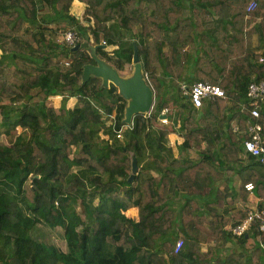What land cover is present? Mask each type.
Listing matches in <instances>:
<instances>
[{
	"label": "trees",
	"instance_id": "trees-1",
	"mask_svg": "<svg viewBox=\"0 0 264 264\" xmlns=\"http://www.w3.org/2000/svg\"><path fill=\"white\" fill-rule=\"evenodd\" d=\"M74 2L81 18L71 14ZM247 6L0 0V264H264V214L241 235L231 230L247 217L232 206L233 176L240 192L247 182L264 188V177L245 176L239 165L247 124L259 125L264 139V99L254 116L247 97L251 82H264V0ZM60 26L85 47L56 40ZM251 27L261 52L247 46ZM134 46L155 102L127 124L117 88L83 73L93 56L122 70ZM204 80L225 95L196 108L181 86ZM53 97L61 99L57 111L47 105ZM167 107L175 110L166 113L169 126L159 125ZM170 134L181 139L177 154L164 141ZM131 152L138 170L129 181ZM245 154L264 167V151ZM131 208L136 217L126 214ZM40 227L64 249L37 238Z\"/></svg>",
	"mask_w": 264,
	"mask_h": 264
},
{
	"label": "built area",
	"instance_id": "built-area-1",
	"mask_svg": "<svg viewBox=\"0 0 264 264\" xmlns=\"http://www.w3.org/2000/svg\"><path fill=\"white\" fill-rule=\"evenodd\" d=\"M257 5H258V0H248L247 10L248 11L253 10L257 7ZM63 39L67 45L75 46L77 44V41L79 40V37L77 35V32L72 30L65 32L63 34ZM181 89L183 90V93H188L187 96L189 97L192 105L196 108L201 107L205 101H209V100L214 101L215 99L219 97H224L225 95L224 90L221 86L212 84L211 82L206 80L195 82L194 84L191 85V87L188 90L185 85H182ZM247 97L250 99L249 102L250 106H252L251 114L254 116H258V108H257L258 101L264 99V82H260V83L251 82L248 86ZM166 113L167 111L166 109H164L163 112L161 113L164 116L158 118L160 120L164 119L165 122H168ZM107 117L110 122H113L114 119L113 115L110 114ZM123 128L124 125H122L118 130H116L117 137H120ZM260 129L261 127L259 125L247 124V133L249 134L250 137L243 141V147H244V151L250 153L251 155L259 156L264 151V139H262V137L259 134ZM245 188L251 190L253 186L252 184L249 183L245 185ZM263 214H264L263 211L248 212L247 217L239 225H236L231 229L232 232L235 235H241L249 227L250 222L253 219H257ZM261 229L264 230V224L261 225ZM181 247H182V241L178 240L175 244L174 252L175 253L178 252Z\"/></svg>",
	"mask_w": 264,
	"mask_h": 264
},
{
	"label": "water",
	"instance_id": "water-1",
	"mask_svg": "<svg viewBox=\"0 0 264 264\" xmlns=\"http://www.w3.org/2000/svg\"><path fill=\"white\" fill-rule=\"evenodd\" d=\"M78 47L79 45L75 46L74 49ZM137 53V48L134 46L132 58L134 70L128 78L121 77L116 68L96 56H93L96 63L85 65L83 73V80L92 75L99 78L104 86L108 87L107 84L110 82L117 88L118 94L126 101L122 121L127 124L131 123L132 117L136 114L148 115L154 103V90L146 80ZM163 116L161 114L159 117ZM130 159L131 173L128 178L129 181L138 170L136 159L132 152L130 153Z\"/></svg>",
	"mask_w": 264,
	"mask_h": 264
},
{
	"label": "crops",
	"instance_id": "crops-1",
	"mask_svg": "<svg viewBox=\"0 0 264 264\" xmlns=\"http://www.w3.org/2000/svg\"><path fill=\"white\" fill-rule=\"evenodd\" d=\"M72 10L77 11V12H82L83 11V7L79 2H74L72 5ZM248 31V30H247ZM257 31L256 29H254L253 27H251L249 29V31L246 34V42H247V46L248 47H252L253 49H255L257 52H261L262 49H258L259 47V35L256 34ZM58 40V39H57ZM236 125V123L234 122L232 124V127L234 128ZM234 130V129H233ZM235 131V130H234ZM240 133H237L239 135H244L247 134L246 133V129H240L238 130ZM167 142L166 144L168 146H173V149L175 150V154H177V150L175 145L179 144L181 142L180 137H178L176 134H170L169 136H167ZM192 156L193 158H195L197 155L196 153L192 152L189 150V152L187 153V155ZM240 156V166L244 169V174L245 176L251 177L253 179H258L259 177H264V167H260L257 166L253 163H250V161L248 160L247 155L245 154L244 151L241 152ZM215 167H217V165H214ZM252 181V180H250ZM253 185L254 182H247ZM232 197H233V204L232 206H235L241 210H247V214L248 212L251 211H263L264 212V207L262 206L264 204V188L260 189L258 186H254L251 190H248L246 188H244V190H242L241 192L238 190L239 187V178L237 175L233 176V180H232ZM222 187V186H221ZM232 189H229L230 191ZM220 212L223 211L222 209H218ZM218 211V212H219ZM126 214L128 216L131 217H136L137 215V211L135 208H131L129 210L126 211ZM226 229H228V226H225ZM206 249V246H204L203 250Z\"/></svg>",
	"mask_w": 264,
	"mask_h": 264
},
{
	"label": "rangeland",
	"instance_id": "rangeland-1",
	"mask_svg": "<svg viewBox=\"0 0 264 264\" xmlns=\"http://www.w3.org/2000/svg\"><path fill=\"white\" fill-rule=\"evenodd\" d=\"M71 14H73L77 19L78 18H81L82 17V15H81V13H80V11L79 12H77V11H72V13ZM83 24H86L85 23V21H83L82 22ZM62 26H60V29H59V31L56 33V35H55V39L57 40H59V41H64V39H63V34L65 33V32H67V31H72V27H67V28H65V29H62L61 28ZM62 30V31H61ZM61 31V32H60ZM134 31H136V29H134L133 30V33H134ZM80 41H81V43H82V45L85 43V40L83 39V38H80L79 39ZM101 44L102 45H104L103 44V40L101 39ZM78 44H76L75 46H77ZM84 46V45H83ZM85 47V46H84ZM111 49H112V46H106V50L108 51V53L111 51ZM101 59H103V60H105L106 62H108L110 65H112L114 68H116L115 66H114V64H113V62H114V59H112V61H107L105 58H101ZM134 64L131 62L130 64H126L125 66H124V68L121 70V69H117V72H118V74L121 76V77H123V78H128V77H130L131 75H132V72H133V70H134V66H133ZM143 70V69H142ZM145 73V72H144ZM145 75H146V73H145ZM90 77H95V76H90ZM99 79V78H98ZM146 80H147V78H146ZM148 81V80H147ZM110 83V82H109ZM109 83L107 84V85H109ZM149 83V82H148ZM169 83V81L168 80H165V79H159V84L161 85V87L163 86V84H168ZM163 89H161V93L163 94L164 92H166V90H163ZM61 99L60 98H57V97H53V98H49L48 100H47V105H49V106H53L54 107V109H56V111H57V108H59V106H60V101ZM125 101V100H124ZM126 102V101H125ZM154 102H155V99H154ZM75 103V99H72V100H68V103H67V105L68 106H70V105H73ZM153 106H154V103H153ZM166 111H168L167 112V114H173V112L175 111L174 109H173V107H167L166 108ZM151 112V111H150ZM101 113H103L102 112V110H101ZM106 120H108L109 121V119H108V117L106 118ZM157 123L159 124V125H167V126H169V120H168V122H165L164 121V119L163 120H160L159 118H158V121H157ZM167 123V124H166ZM20 130V128H18L17 129V131H19ZM0 140H4V136L3 135H0ZM164 141L165 142H167L168 140H167V137L164 139ZM168 143V142H167ZM39 229H41L40 230V232H36V236H37V238H39L40 240H45V241H47V242H51V241H54L59 247H61V248H63L64 249V242H63V240H62V238H60L59 237V235L58 234H54L53 233V231H47V229H45L44 227H40Z\"/></svg>",
	"mask_w": 264,
	"mask_h": 264
}]
</instances>
